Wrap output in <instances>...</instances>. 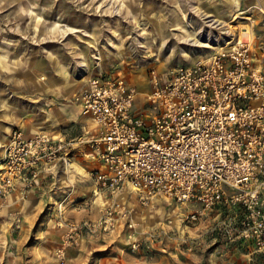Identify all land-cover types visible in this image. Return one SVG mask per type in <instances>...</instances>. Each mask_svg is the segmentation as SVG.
<instances>
[{"label": "rangeland", "instance_id": "obj_1", "mask_svg": "<svg viewBox=\"0 0 264 264\" xmlns=\"http://www.w3.org/2000/svg\"><path fill=\"white\" fill-rule=\"evenodd\" d=\"M216 19L221 27L213 25ZM193 34L219 44L192 45ZM239 38L252 41L255 61L264 67V0H0V87L7 86L10 97L16 74L39 81L69 74L77 82L71 102L81 104L89 72L121 73L148 90L151 70L193 65ZM50 56L57 62L51 64ZM80 163L27 192L18 216L0 212V264H59L60 220L90 217L113 201L124 204L123 196L135 227L83 238L66 264H264V253L230 243L213 229L218 216L187 221L191 205L159 197L144 207L129 188L109 199L96 193L94 163L88 156Z\"/></svg>", "mask_w": 264, "mask_h": 264}, {"label": "built area", "instance_id": "obj_2", "mask_svg": "<svg viewBox=\"0 0 264 264\" xmlns=\"http://www.w3.org/2000/svg\"><path fill=\"white\" fill-rule=\"evenodd\" d=\"M246 30V29H245ZM244 30V31H245ZM140 93L122 74L93 75L78 100L96 124L74 140L16 127L0 159V209L20 189L39 188L42 175L68 167L87 145L99 163L94 179L112 197L126 188L149 207L163 197L191 205L187 221L216 226L230 243L264 253V67L252 41L214 52L165 73L151 70ZM136 222L126 204L113 201L95 219L62 218L59 264L87 236H105Z\"/></svg>", "mask_w": 264, "mask_h": 264}, {"label": "crops", "instance_id": "obj_3", "mask_svg": "<svg viewBox=\"0 0 264 264\" xmlns=\"http://www.w3.org/2000/svg\"><path fill=\"white\" fill-rule=\"evenodd\" d=\"M52 58V56L49 57L50 63H56L57 60ZM2 66L5 67V65L0 62V67L3 68ZM106 73L121 74L115 72H105V74ZM92 76L91 73V75H87L86 78ZM123 76L128 79L132 85H135L141 94L147 91L142 89V87H138L136 80L133 81L131 78L126 77V75ZM13 77V84H15V87L12 88V96L9 97L7 86L5 87L6 89H4L2 85L0 87V158L3 157L4 148L10 141L12 131L18 125L22 126L26 137H33L38 134H49L61 137L64 140H74L86 136L89 132L95 131L96 124L83 114L81 104L71 102L77 90V82L72 76H69V74H61V76L57 77L50 76L44 81H39L34 75L28 76L26 80L21 79L18 74ZM145 80H148V75ZM86 83L84 85L82 84L80 91L85 88ZM85 156H88L94 163L95 170L99 168V163L92 154L90 147L83 145V147L77 149L74 153L69 165L70 168H68V166L65 169L64 166L61 165L56 169L46 172L42 175L41 186L34 190L42 188L47 178L53 176L57 170L69 171L73 168L74 164H81L83 167V164L80 163V159L83 160ZM94 184L96 193L101 192L97 188L96 180ZM105 195L109 197V199L112 197L108 194ZM125 200L126 197L123 196L120 201L126 204ZM24 201H26V199L22 198L20 189H18V191H15L8 197L5 208L3 210L1 209L0 212L7 216H10V214L18 216L20 214L18 213L19 207L20 205H24ZM29 204L30 202H28L26 207H28ZM87 212H90V210H87ZM98 214L99 211L97 210L94 215L82 218V220L95 219Z\"/></svg>", "mask_w": 264, "mask_h": 264}, {"label": "bare ground", "instance_id": "obj_4", "mask_svg": "<svg viewBox=\"0 0 264 264\" xmlns=\"http://www.w3.org/2000/svg\"><path fill=\"white\" fill-rule=\"evenodd\" d=\"M205 18H209V17H204V20ZM212 23L213 25H215L216 27H221L223 25V22L221 19H216V20H212ZM212 26V24H211ZM76 30V29H75ZM248 33L245 32L244 33V36L245 37H248ZM192 36H194V38H192L191 40H194V44L192 45H195V46H201V47H205V48H208L210 46H216V44H219V41L217 38H209V37H201L199 34H193ZM190 42V41H189ZM225 42V41H224ZM221 44H224L222 43V41L220 42ZM162 46V45H161ZM229 46V45H228ZM90 70V69H89ZM89 72V71H87ZM91 75V72L88 73V76ZM91 78V77H90ZM18 191V190H17Z\"/></svg>", "mask_w": 264, "mask_h": 264}]
</instances>
